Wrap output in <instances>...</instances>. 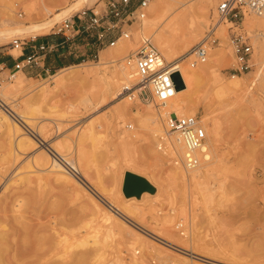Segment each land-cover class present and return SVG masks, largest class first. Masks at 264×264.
Returning <instances> with one entry per match:
<instances>
[{
    "label": "rangeland",
    "instance_id": "1",
    "mask_svg": "<svg viewBox=\"0 0 264 264\" xmlns=\"http://www.w3.org/2000/svg\"><path fill=\"white\" fill-rule=\"evenodd\" d=\"M73 1L0 0V30L45 21ZM204 1L207 0H153L155 5L146 9L144 22L125 23L114 18L116 25L101 38L98 37L104 32L101 28H88L69 40L55 33L63 19L73 16L76 21L81 9H94L98 16L105 13L107 0H86L45 32L9 33L0 38V50L14 56L20 49L13 48V38H18L24 48L34 36L58 40L49 66L15 71L14 61L0 65V92L5 96L0 97L3 101L0 104H5L0 106V113L19 128L18 132L7 133L0 123V215L8 214V225L16 224L12 216L18 212L15 213L16 197H26L25 208L20 207L25 220L30 224L37 219L44 222L36 228V235L50 236L51 221L56 219L63 224L66 235V238L62 235L63 243L67 246L76 242L75 238L67 237L68 233L77 234L83 223L92 219L96 235L106 243L104 260L120 258L126 262L129 256H134L142 258V264H264V51L258 49L246 24V20L259 16L244 12L234 20L227 19L223 24L226 37L221 38L217 30L213 35L218 39L212 46L225 52L215 74L210 72L197 78L189 73L190 85L184 101L189 107L193 105L192 114L201 117L206 135L218 148L216 160L211 164H204L207 160L202 162V168L197 170L207 172L202 176L196 172L193 181L191 172L188 182L169 180L174 165L169 156L157 149L162 133L153 138L146 117L149 111L160 125L153 102L121 99L123 96L109 100L103 91L104 80L119 74V64L137 48L142 35L154 45L152 32L168 35L171 48L170 59L164 57L166 61L187 53L215 22L217 0H211L206 15L196 7ZM27 6L34 8L33 14L25 12ZM189 21L195 23L196 30H185ZM121 30L130 33L127 39L134 45L114 52L116 42L109 45L108 41ZM236 33L251 44L244 62L238 59L240 54L232 44ZM263 36L260 35L264 43ZM211 54L210 48L203 63L209 61ZM189 60L181 66L189 68ZM198 66L192 67L197 71ZM190 68L188 72H193ZM231 75L242 81L240 91L215 93L218 80H231ZM16 79L18 84L13 83ZM123 83L124 79H118L119 85ZM123 101L127 103L122 109ZM212 125H216V134L212 133ZM207 150L210 161L213 152ZM52 160L65 169L59 171L52 166ZM127 170L141 176L144 173L158 184L155 196L147 194L140 200H126L119 182L122 172ZM107 200L120 207L127 202L125 206L130 209L118 211L110 206L111 209L105 204ZM129 201L135 204L132 206ZM100 206L109 216L105 220L100 218ZM11 237L16 240L19 233ZM53 257L50 259L48 254L42 263L66 264Z\"/></svg>",
    "mask_w": 264,
    "mask_h": 264
},
{
    "label": "bare ground",
    "instance_id": "2",
    "mask_svg": "<svg viewBox=\"0 0 264 264\" xmlns=\"http://www.w3.org/2000/svg\"><path fill=\"white\" fill-rule=\"evenodd\" d=\"M85 1L86 0H74L71 4H69L68 6L62 8L56 14H54L53 16H51L50 18H48L45 21L38 22V23H33V24L17 25V26H14V27L2 29V30H0V38H3L4 37V34H9V33H24V34L25 33H33L34 34V33H38V32H45L51 26H53L56 22H58L62 17H64L68 13H70L74 8L78 7L79 5L84 4ZM154 5H155V3L154 2H151L150 5L147 7L148 10H150ZM196 5H197V2H196ZM210 5H211V0H207V1H204L203 3H199V5H197L196 7H197L198 11L201 12V14L202 13L204 14L205 12H207L206 10L208 9V7ZM44 8H45V6H44ZM45 9H47V8H45ZM33 11H34V8H32V6H27V8L25 9V12L27 14L32 13ZM194 11H195V9H194ZM205 15H206V13H205ZM256 16H259V17L258 18H253V19L246 20V24L248 25V27L252 31L250 33L252 35V38H253L256 46L258 47V49L261 52H263L264 51V43L261 40L260 35L261 34L264 35V15H256ZM145 19L146 18L142 19L143 22H144ZM224 22H227V20H221V21L218 20L216 22V29H215V30L218 31L219 35L223 39L226 37L224 35V25H223ZM188 23L189 24L186 26V29H185L187 32H191L192 30H196L197 29V26L195 25V23H193V25L190 24V21ZM172 31H174V29ZM214 32H216V31H214ZM152 34L155 35V39L154 40L156 41V45L159 46L160 53L163 56V58L164 57H166V58L169 57V59H170V53H169V51H170L171 45H170V39L168 38V35L166 33L156 34L155 32H152ZM130 45H134V42L131 39H125V40H120L119 39L116 42V46L112 48V51H114V52H117V51H125L128 48V46H130ZM211 50H212V54H211L212 56H210L209 61L207 63H199V66L197 67L198 69L196 68L197 71L195 70V67L193 68L192 66H189V68L190 67L193 68V72L192 71L188 72V69H189L188 66H186L188 69L186 67H183V65L181 66V63L182 62H186L187 60H189L191 58L190 52L185 53L180 58H176V59H172V60H169L168 61V62H172L173 65H174V68H175L174 69V76H173V81H174V85H175V93H174V96L172 98H170L169 100H167L161 106L158 107V106H156L154 104L155 110L158 113V115L160 117V120H161L160 125L158 124L159 122L156 124V119H155L154 115L152 116L149 111H147V113H146L147 114L146 117H147L149 123L151 124V126H150V132H151L153 138H158V136H159L160 133H162V135H164V131H165L164 118L168 115V112L170 110H173L177 114H180V115L187 114V113H189V114H192L193 113V110L190 109V107L193 106V105L190 104V107H189L188 106V103L184 101V99L187 97L186 96V92H187L188 85H190V84H188V82H189V73H190V75L198 78V75H203V74H207V73H210V72H214L215 71V69L220 65L221 60H222V57H223V54L225 52L223 53V51H221V48H219L216 45L215 46H212L211 47ZM261 55H263V54H261ZM189 62H190V60L188 61V65H190ZM191 68H190V70H191ZM112 74H114V73H112ZM214 74H215V72H214ZM120 78L121 79H124V83L121 84V85L118 84V79H120ZM14 79H15V77H14ZM230 79L231 80H228V81H225V82H223V81L220 82V80H218V84L216 86L215 93H217L219 95L220 94L222 95L223 93H225L228 90H233L235 92H239L240 89H241V87H242L241 86L242 85L241 84L242 81L240 82V79H238V76H236V75H231V78ZM18 80L19 79L14 80L13 83L14 84H18L19 83ZM135 80H136V75H135V72H134L133 67H128V66L125 65L124 62H122L121 64H119V74L115 78H114V76H111L110 75V76H108L106 78V80H104V83H103V86H104L103 87V91H104V93L107 96H109V100H112L113 98H117L119 96L118 95L119 94V89L121 88L122 85H124V84L125 85H128V86L129 85H132L135 82ZM14 88L16 89V87H14ZM3 93L0 92V97L1 98L4 96ZM187 95H188V92H187ZM126 97L127 96H125V97L123 96L122 98L121 97L120 98L121 99H125ZM1 98H0V101L3 102L1 100ZM126 103L127 102H124L123 101V104L121 103L120 108L123 109V106ZM2 105H5V104L3 103ZM2 105L0 104V106H2ZM0 123H3V125L6 127L7 133H10V132L13 133V132H18L19 131L18 126L15 123L9 121L4 116V114H1V113H0ZM212 127H213L212 128V133L213 134H216L217 133L216 125H212ZM162 135L160 134V136H162ZM213 138H214V136H213ZM32 140H34V139H32ZM158 140H159V138H158ZM167 143L175 146V148L178 150V153L179 154L182 153L183 146L179 142H177L176 139L173 136H168L167 137ZM17 144H18V142H17ZM214 145L215 144H213L211 142V140L207 136V140H206V150H207V148H209L210 150L212 149L211 151L213 152V159H211L209 161V158H210L209 153L210 152L208 150V153H207L208 160L206 162L204 161L205 162L204 164H211L212 162H214L216 160V156H217L216 155V151H217L218 148L216 146H214ZM51 159H54V158H51ZM51 164L55 168H59V171L61 169H63L62 166L59 165L54 160H52V163ZM201 166H203V163L200 164L199 166H197L196 168L191 169V170H185V169H183V168H181L179 166H173V168L171 169L170 174L168 175V178H169V180H171V179H173V180L174 179H181V180H185V182H188L186 180H188V178H189V175L188 174L190 172H191L190 173V178L191 179L194 178L197 173L198 174H201V176H202V175H204L207 172L206 170L205 171H202L200 173L197 172V170H199V168ZM53 170H58V169H53ZM140 172H142V171H140ZM144 172H147V171H144ZM65 173H66V171H65ZM61 176H63V175H61ZM142 176L150 184V189L149 190H143V191H141L138 194L124 196V198L126 200H132V201L134 199L140 200V199H142L147 194L150 195V196H153V195L155 196V194L158 192V186H157L158 184L156 185L155 183H153L152 182L153 180L151 181L147 176L144 175V173H143ZM122 179H123V172H122V176H121V179H120V182H119V190L121 189ZM151 179H153V176H152ZM192 181H193V179H192ZM165 182H168V181H165ZM180 182H182V181H180ZM37 192L39 194V191H37ZM31 193L32 192H30L29 194L31 195ZM8 197H10V196H8ZM17 197H16V200L14 201V205L17 208L16 211H15V213L17 211L18 212H17V214H15L16 216L15 215H12L14 217L13 219H15V220H13V219L12 220L13 221H16V224L14 222V224L8 225V219H7L8 214H6L5 212L0 215V264H43L42 263V260L44 262V258L47 257L48 254H50V259H51V255H54V257L57 256L58 259H60L61 261H64L66 264H142V261H143L142 258H137V257H134V256H129L126 262L125 261H122V259H120V258L119 259L117 258V260H110V259L104 260L102 258V255H103V251H104L103 249H104V246H105L106 243L104 242V240H100L99 239V236L96 235V231L97 230L96 229L95 230L93 229L94 227L91 224L92 219H88V221H85V223H83V226L80 228V230H78V231L75 230L76 233H77L75 235H77V236H75V235L71 236V234L69 235V233H68L69 236L67 235V237H69V239L73 237L76 240L75 243H74V241H71V242H73V244L70 243V242H68V243H70V246H67L66 244L63 243L65 241L64 238H66L65 237L66 235L63 234L64 233V230H63L64 227H62V225H63L62 222L61 221H57L56 219H53L51 221V224L53 226L52 227V231L53 232H51V235L50 236H39V235H36V232H37L36 228H39L40 226L44 225V224H42L43 221L40 222V219H39V221L37 219V221H35V223H32V224H30V222L28 223L27 220H25V214L22 211L23 209L20 208L23 205L25 206V204L27 203V202L24 203V200H26L25 199L26 197L25 198H21V197H18L17 198ZM118 198H119V196H118ZM120 198H119V200H120V202H122ZM14 199L15 198H13V200ZM31 199L33 200V198H31ZM13 200L11 202H13ZM5 201H6V199H5ZM132 201H129L131 205H132ZM104 202H105V200H103V203ZM108 203H105L107 205V207L111 208L113 206L118 211H120V209L121 210H124V211H127V210L130 209V207H126L125 206V205L128 206L129 203L127 204V202L124 205L121 204V207L120 206H116V205H119L117 203L115 205L113 203H111L110 201H108ZM14 205H10V206H13L14 207ZM42 206H44V205H42ZM3 207H4V209H6L5 205ZM13 207L10 208V210H12V212L14 210ZM134 208H135V206H134ZM2 210H3V208H2ZM94 210H95V208H94ZM99 210L101 211V213L99 211L100 218L101 219H104V218H108L109 217L105 212H102L103 209H102L101 206L99 207ZM120 213H122V212H120ZM122 214H124V213H122ZM39 215H41V213ZM44 215H46V214H44ZM44 215L42 217H44ZM32 216H35V215L32 214ZM51 217H52V215H51ZM153 217L155 219H158L157 217H155V215H153ZM19 218H21V219H19ZM61 218H63V217H61ZM47 219H49V218L47 217L45 220H47ZM163 220L165 221V219H163ZM163 220H162V222L160 220L161 224L162 223L164 224V221ZM13 221H11V222H13ZM65 221L67 222L66 219H65ZM170 221L171 220L169 219V222ZM68 223H70L69 220H68ZM57 224L60 225V226L59 227H56ZM80 226H81V224H80ZM76 227H79V226H76ZM92 229L94 231H92ZM70 232L72 233V231H70ZM17 233H19V238L16 239V240L13 238L14 240H11L12 239L11 236L13 234H17ZM74 233L75 232L73 231L72 234H74ZM105 234L107 235L108 232H105ZM62 235H64V238L62 237ZM10 237H11V239H10ZM17 237H18V235H17ZM188 243H190V245H193V243L191 241L188 242ZM119 244H120V242H119ZM121 246H123V245H121ZM196 247H197V245H196ZM129 248H131V246ZM189 248H191V246ZM199 249H202V248H199ZM99 250H101V251L98 252ZM133 250L136 251L135 249H133ZM48 262H49V259H48Z\"/></svg>",
    "mask_w": 264,
    "mask_h": 264
},
{
    "label": "built area",
    "instance_id": "3",
    "mask_svg": "<svg viewBox=\"0 0 264 264\" xmlns=\"http://www.w3.org/2000/svg\"><path fill=\"white\" fill-rule=\"evenodd\" d=\"M152 1L107 0L106 11L103 15L98 16L94 9H81L76 15V21L73 16L63 19L55 33H61L65 40H69L88 28H101L104 31L98 36L101 38L116 25L114 18L125 23L141 21ZM214 12L215 22L209 25L200 40L188 51L191 56L190 66L206 60L209 49L218 39L213 36L218 20H234L244 12L264 15V0H217ZM129 36L128 31L121 30L117 36L108 41V44L113 45L119 38L127 39ZM12 43L13 48L22 50V42L18 38H13ZM232 44L235 52L240 54L238 59L244 62V57L250 52L251 44L246 42L240 33L232 36ZM57 45V43H40L33 47L32 52L20 54L21 58L14 62V70L38 66L42 57L53 51ZM123 62L126 66L133 67L136 80L132 85H122L119 89V96L153 102L158 107L174 96L175 85L172 78L174 65L163 58L149 37L142 35L137 48L129 52ZM127 126L131 127L129 124ZM164 126V135L159 137L157 149L169 156L170 163L185 170H191L208 160L206 129L200 116L197 114L180 115L170 110L164 118ZM168 136H173L183 146L181 154L175 146L167 143Z\"/></svg>",
    "mask_w": 264,
    "mask_h": 264
},
{
    "label": "crops",
    "instance_id": "4",
    "mask_svg": "<svg viewBox=\"0 0 264 264\" xmlns=\"http://www.w3.org/2000/svg\"><path fill=\"white\" fill-rule=\"evenodd\" d=\"M40 43H57L58 44V40H57V37L53 38V37H48V36L47 37L46 36L45 37L44 36L43 37L34 36V37H32L30 39L29 46L26 47V48H24V46H22V50L16 56L10 54L8 51H1L0 50V65L7 66L9 61H14L15 62L16 60L21 58L20 54H28V53L32 52L33 47L38 45V44H40ZM23 49H25V50L23 51ZM4 53H7L9 56H3ZM54 54H55V52H52V51L47 53L45 56L42 57V60L39 62L38 66H33V67L43 68L46 65L49 66L50 63H48V62L53 59V57L55 56ZM26 68H28V67H26ZM45 69L48 70L47 68H45Z\"/></svg>",
    "mask_w": 264,
    "mask_h": 264
},
{
    "label": "water",
    "instance_id": "5",
    "mask_svg": "<svg viewBox=\"0 0 264 264\" xmlns=\"http://www.w3.org/2000/svg\"><path fill=\"white\" fill-rule=\"evenodd\" d=\"M174 73L172 75V78ZM150 184L146 181V179L132 171H125L123 174L121 190L125 196L138 194L143 190H149Z\"/></svg>",
    "mask_w": 264,
    "mask_h": 264
}]
</instances>
